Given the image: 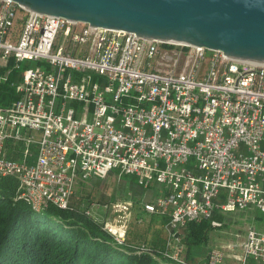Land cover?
<instances>
[{
	"label": "built area",
	"instance_id": "1",
	"mask_svg": "<svg viewBox=\"0 0 264 264\" xmlns=\"http://www.w3.org/2000/svg\"><path fill=\"white\" fill-rule=\"evenodd\" d=\"M222 54L0 0V83L19 62H39L0 106V176L34 209H68L79 180L112 170L158 183L142 209L166 217L162 254L182 262L188 223L214 210L264 214V65ZM132 204L90 208L128 214ZM125 221L104 228L122 242ZM238 246L242 264L264 263V231L248 227ZM227 253L210 249L206 264Z\"/></svg>",
	"mask_w": 264,
	"mask_h": 264
},
{
	"label": "trees",
	"instance_id": "2",
	"mask_svg": "<svg viewBox=\"0 0 264 264\" xmlns=\"http://www.w3.org/2000/svg\"><path fill=\"white\" fill-rule=\"evenodd\" d=\"M17 78L15 73H11L9 81L0 83V106H6L17 98L11 84ZM9 155L15 157L16 153L11 151ZM17 186L18 181L14 177L0 176V264H206L207 262L210 248L204 251V254L207 252L206 256L199 263L188 249L182 262L162 254L166 241L165 216L146 212L150 215L154 214L150 220L157 225L149 240H145L142 234L133 237V230L130 227L127 229L126 226L124 241L119 242L95 216L94 212L100 207L89 208L87 212L88 208L82 209L79 203L74 204L71 201L68 209H59L53 205L34 209L24 200L15 198ZM212 221L220 225L223 221L222 214L214 210L209 218L188 223L184 230L183 242L185 241L188 247L198 246L201 250L212 227ZM142 246H144L143 250L139 251Z\"/></svg>",
	"mask_w": 264,
	"mask_h": 264
},
{
	"label": "water",
	"instance_id": "3",
	"mask_svg": "<svg viewBox=\"0 0 264 264\" xmlns=\"http://www.w3.org/2000/svg\"><path fill=\"white\" fill-rule=\"evenodd\" d=\"M38 13L264 65V0H14Z\"/></svg>",
	"mask_w": 264,
	"mask_h": 264
},
{
	"label": "rangeland",
	"instance_id": "4",
	"mask_svg": "<svg viewBox=\"0 0 264 264\" xmlns=\"http://www.w3.org/2000/svg\"><path fill=\"white\" fill-rule=\"evenodd\" d=\"M38 63L39 62L37 61L23 60L19 62V67L15 69L13 73L18 76L25 68L34 67ZM191 162L194 164V159H192ZM117 175L119 174L114 171L108 176L107 180L105 177H103L102 180H97V184L91 180L89 181V179L85 181L79 180L75 187V192L71 201L74 204L79 203L82 209L88 208L89 210L93 203L99 204L119 201L122 200V197L125 198L129 196L128 190L135 188L141 189L142 186L137 185L136 182L130 179L128 175H119L120 177ZM148 192L155 193V188H148L145 190V193H147L145 195L146 199H149L151 196H153V194ZM142 204L143 203L134 201L128 214H124L121 211H102L100 208L94 213L98 218V221L103 222L102 224L104 227H106L107 223L109 222L113 223L114 226H116L115 228L117 229V233L121 230L122 224L127 218L125 223L127 225V229L130 227L133 230L132 236L136 238L142 234L143 238L145 236V240H149L153 236L155 229H157V225H155L153 222L151 223L150 220V217H152L154 214L150 215L144 212L142 209ZM217 212L222 214L223 221L220 225H217L216 223L212 224V227L208 232L205 245H200L203 248L200 250L198 246L195 247L192 245L188 247L184 241L182 245L183 253H185L188 249L190 253L194 254L196 261L199 263V261H202L206 256L205 254L207 252L204 254V251L208 250V248H220L228 252L225 254L222 264H241L242 260H240V257L242 256V252L238 244L244 240L248 227L251 226L257 230L264 231V214L260 213L254 208L228 212ZM234 244L237 245L236 248L229 250L228 246ZM234 254L237 257V260L233 257ZM197 257L200 258V260ZM245 264L264 263L255 262L251 258H248L246 259Z\"/></svg>",
	"mask_w": 264,
	"mask_h": 264
},
{
	"label": "crops",
	"instance_id": "5",
	"mask_svg": "<svg viewBox=\"0 0 264 264\" xmlns=\"http://www.w3.org/2000/svg\"><path fill=\"white\" fill-rule=\"evenodd\" d=\"M114 171H116L117 172V170H112L110 173H108L106 176H105V179L107 180V178H108V176L110 175V174H112ZM118 173V172H117ZM118 177H120L119 175H117ZM129 177H130V179H132V180H134L135 182H136V184L137 185H139V186H142L141 187V189L140 188H135V189H130V190H128L129 192V196L128 197H125V198H123L122 197V200H119V201H128V200H132L133 202L134 201H138V202H140V203H143V202H146V201H149V200H151V199H153L154 197H156V196H158V195H160L161 194V190H162V186L160 185V184H158V183H154V184H151V185H149V186H143V185H141V184H139L138 182H137V180L135 179V177H133V176H130V175H128ZM87 179H89V181L91 180V181H93V182H95L96 184H97V180H102V178H99V177H97V176H90L89 178H87ZM87 179H85V180H87ZM104 179V180H105ZM85 180H80V181H85ZM79 182V181H78ZM77 182V183H78ZM143 188H144V190H143ZM148 188H155V193H153V192H148V193H150V194H153V196H151V198H149V199H146L145 198V195L147 194V193H145V190L146 189H148ZM141 198V199H140ZM107 203V202H106ZM100 204V203H99ZM101 204H103V203H101ZM185 230V229H184ZM237 260V259H236ZM241 264H242V262H241Z\"/></svg>",
	"mask_w": 264,
	"mask_h": 264
}]
</instances>
